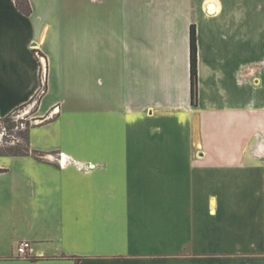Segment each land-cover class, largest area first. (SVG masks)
I'll list each match as a JSON object with an SVG mask.
<instances>
[{"label": "crops", "instance_id": "1", "mask_svg": "<svg viewBox=\"0 0 264 264\" xmlns=\"http://www.w3.org/2000/svg\"><path fill=\"white\" fill-rule=\"evenodd\" d=\"M28 1L0 0V116L46 83L0 264H264V0Z\"/></svg>", "mask_w": 264, "mask_h": 264}, {"label": "trees", "instance_id": "2", "mask_svg": "<svg viewBox=\"0 0 264 264\" xmlns=\"http://www.w3.org/2000/svg\"><path fill=\"white\" fill-rule=\"evenodd\" d=\"M15 1L17 8L24 15L30 16L32 14V8L28 0H15ZM190 44H191V102L193 106H197L199 99V83H198V46H197V34H196L195 26H192L191 28ZM20 108H18L17 110H19ZM6 121H9L8 117H6ZM29 131H30V127H28L26 131H20L18 133V135H20V137L22 138V141L25 143L26 146L25 148H21L18 146L4 147V148L2 147L0 148V156L32 155L36 157L37 156L36 152L32 150L30 147ZM2 171L3 170H0V172Z\"/></svg>", "mask_w": 264, "mask_h": 264}, {"label": "rangeland", "instance_id": "3", "mask_svg": "<svg viewBox=\"0 0 264 264\" xmlns=\"http://www.w3.org/2000/svg\"><path fill=\"white\" fill-rule=\"evenodd\" d=\"M44 71H42V75ZM35 103V102H34ZM34 103H29L27 105H25L24 107L20 108L19 110L15 111L12 114V118L15 119V121L17 120L19 123L20 122H24L25 126L23 128H20V130H13L11 129V125L12 124V120L8 121L9 124V131L12 135H15L16 137L14 139L10 138V140L8 142H4L0 148H4V147H13V146H18L21 148H25V143L22 141V138L20 137V135H18V133L20 131H26L28 127H32L33 125L39 123V120H41L40 118H38L37 116V108L36 105H34ZM17 122V123H18Z\"/></svg>", "mask_w": 264, "mask_h": 264}, {"label": "built area", "instance_id": "4", "mask_svg": "<svg viewBox=\"0 0 264 264\" xmlns=\"http://www.w3.org/2000/svg\"><path fill=\"white\" fill-rule=\"evenodd\" d=\"M38 57L40 58V61H42V69L45 72V66L43 64L44 59L41 55H38ZM45 92H46V83H45V76H44V79L42 80L40 89L38 90V93H37L36 97L34 98V101H33V103L35 102L34 105L37 104L38 99L42 95H44ZM15 111H17V110H15ZM14 112H12L10 115L6 116L9 118V121L13 119L11 116ZM6 117L0 116V146L5 141L8 142L10 140V138L14 139L16 137L15 135H12L10 133V131H9L10 127H9L8 121H6ZM17 122H18L17 120L15 121V119H13L12 124H10L11 129L20 130V128H23L25 126L24 122H20V123L19 122L17 123ZM30 249H31V243L30 242H28V241L22 242L18 247V254L19 255H26Z\"/></svg>", "mask_w": 264, "mask_h": 264}, {"label": "bare ground", "instance_id": "5", "mask_svg": "<svg viewBox=\"0 0 264 264\" xmlns=\"http://www.w3.org/2000/svg\"><path fill=\"white\" fill-rule=\"evenodd\" d=\"M212 10H214V7H212ZM212 12V11H211Z\"/></svg>", "mask_w": 264, "mask_h": 264}]
</instances>
